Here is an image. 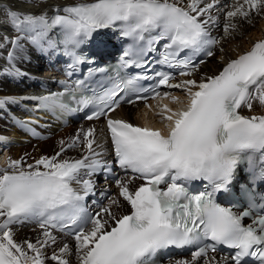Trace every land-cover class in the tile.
<instances>
[{
  "label": "snow or ice",
  "instance_id": "6c2138e0",
  "mask_svg": "<svg viewBox=\"0 0 264 264\" xmlns=\"http://www.w3.org/2000/svg\"><path fill=\"white\" fill-rule=\"evenodd\" d=\"M219 5L220 0H79L57 8L51 17L5 8L17 35L0 37V49L11 45L7 52L11 66L3 71L14 77L25 75L13 63L16 52L24 48L21 41L27 40L41 51L46 50L45 43L55 49L57 42L48 38L55 28L63 37L59 43L64 54L72 60L69 76L86 60L76 50L99 30L119 28L120 36L130 37L132 43L123 51L115 75L108 77L110 87L100 94L77 98L85 81H75V88L61 81L64 92L0 97V108L28 99L37 101L39 109L71 111L74 109L66 102L70 98L77 104L94 106L87 117L92 120L114 112L125 95L136 94L135 100H126L133 104L148 99L139 93L152 91L155 98L161 95L156 89L166 86L183 90L185 96L181 100L163 93L180 105L175 110L167 104L158 106L157 115L167 122L166 131L124 119L107 120L116 163L144 181L133 189L130 185L135 177L116 180L119 197L130 206L126 214L112 210L113 206L122 207L119 198L94 215L84 210L83 201L94 191V182L83 177H91L102 168L111 171L94 148L95 128L81 130L67 142L61 140L53 155H41L31 163L25 157H9L7 167L0 169V264H45L43 250L57 243L53 229L73 235L77 264H153L152 258L160 250L188 245L198 246L191 259L172 264H199L201 260L204 264H244L249 256L264 264V214L255 216L250 224L243 223L256 208L250 191H245L249 205L240 212L234 211L237 205L225 207L215 198L217 192L229 189L243 159L251 164L253 153H259L260 167L251 179L264 181V114H241L243 109L251 111L254 102L264 106V40L228 61L218 74L192 78L204 63H195L194 58L202 52L211 57L212 46L219 43L210 36L208 27L217 22L211 11ZM224 8L228 9L224 13V31L228 33L237 27L233 23L237 17L248 19L253 11L264 13V0H232ZM161 41L166 43L159 62L183 69L180 76L188 78L171 83L170 73H157L155 88L146 89L140 81L151 77L120 74L119 69L143 67ZM185 50L190 55L178 59ZM106 71L89 68L88 76ZM20 123L22 127L27 124ZM5 139L0 137V141ZM78 147L86 149L81 158L66 155ZM193 180L207 181L212 190L206 187L193 194L186 186ZM73 183L80 185L79 189ZM26 221H36L42 229V238L35 243L14 238L13 225ZM206 240L214 243L206 244ZM217 245L234 249V255L209 256ZM72 252L64 244L50 259L70 264L67 257Z\"/></svg>",
  "mask_w": 264,
  "mask_h": 264
},
{
  "label": "bare ground",
  "instance_id": "6f19581e",
  "mask_svg": "<svg viewBox=\"0 0 264 264\" xmlns=\"http://www.w3.org/2000/svg\"><path fill=\"white\" fill-rule=\"evenodd\" d=\"M79 2V0H0V37L4 35H8L9 37L17 35L15 30L12 28L11 24L8 21V17L6 16L5 13V8L10 9V10H17L20 12L24 13H32V14H43L46 13L49 15L51 12H56L57 8H62L65 5L72 4ZM217 8L216 10H218ZM212 14V13H211ZM258 19L257 21L259 22L260 26H264V13L257 14L256 12H252L250 17L248 19L244 18H239L237 17L235 20H233V23L237 25L235 29L229 30L228 33H225L224 31V21L225 20H219L218 24H209V30L217 35V40H224V36L229 37V40L227 42V45L225 49L221 51V55L219 56L220 59L218 61H209V58H206L204 60V63L200 65L197 73L192 77L199 79L204 76H211L218 74L220 71V64L226 59H229L233 57L234 54L239 52L240 50H243L245 46L248 45V43L251 41V37H247L250 33H254L253 31L255 30L253 25H250V23H254V19ZM255 25V24H254ZM50 35L51 40L54 41L53 35L51 32L48 33V36ZM255 35V34H252ZM108 36V32L106 30H99L97 33V38L99 39H106ZM259 36H263L264 34H259ZM234 37L233 39H230ZM246 38V39H245ZM237 45L233 46V50H231V46L233 44ZM21 43L23 44L24 48L22 51H17L16 52V59L13 62L15 64V67L20 69L25 75L20 76V77H14L11 75H7L4 73V68H7V64H10V62L7 59V52L11 49V45L6 46L4 49H0V59L3 60V62H0V97H5V96H12V97H28L32 96L29 94L28 89L32 88L35 86V83L37 82L38 78L35 76L31 75V73L38 72V68L40 65H43L45 59L43 58L44 55L41 50H39L36 46L32 45L29 43L27 40H22ZM219 44V43H218ZM215 51V50H214ZM11 65V64H10ZM188 77H181L178 76L175 80L170 81L171 83H178L182 79H186ZM164 92H168L170 96H178L181 98L180 94L184 93L183 90L180 89H170V88H165L163 90ZM143 104H141V109L143 108ZM157 110H160V108L157 106ZM155 108V109H156ZM136 110L139 109V105L135 108ZM33 110L37 113L40 111L36 108V101L34 100H17L15 103H6L3 108H0V134L6 135L7 140L8 136L12 140H16V143H13V146L16 148L18 147H26L24 149H28L29 151L27 152L28 155L34 157H40L43 155V152L41 148L45 145H51L52 149L58 150L59 148L55 147V143L59 144L61 140L67 139L74 137L77 135L76 131V126L74 124L67 125L64 127H60L59 125H52L49 136L44 139V141L39 140H33L27 138L25 135H23L21 132H19L16 128L13 127L14 121L13 119V114H18L22 115L23 113H27L28 111ZM129 110L130 108H120L117 110L113 116H122V112H127L128 115L127 117H124L128 120L131 121L134 124L141 125L142 121L137 118L134 119V121L130 120L129 117ZM153 112V111H152ZM152 112L149 113L150 120H155L153 121V124H157V122H161V117L159 115L155 116L152 114ZM243 115H258V114H264V106H261L258 104V102H254V107L251 111L247 109H243L241 112ZM89 128H95L96 129V136H99L100 134L98 133L99 131H102L103 129H99L98 121L93 122L92 126ZM87 128V129H89ZM87 129H84L86 131ZM50 138V139H49ZM48 139V140H47ZM27 140V141H26ZM5 140L0 141V147L3 145L2 143H6ZM25 142V143H24ZM28 142H37L39 144V150L34 149L32 150V147L29 145ZM45 142V143H44ZM24 143V144H22ZM57 144V146H58ZM2 149V148H1ZM0 149V150H1ZM55 150V152H56ZM50 153H53V150L50 151ZM66 155L68 157H73L76 158L77 156H80L81 154L76 148H73L71 150H68ZM30 156V157H31ZM20 157H16L15 159H19ZM8 161V156L6 159V164ZM4 162L3 159V154H0V163ZM137 181L136 178L133 180L131 185H134V182ZM131 187V186H130ZM120 202L122 207L116 208L113 206L112 210L117 212L123 208L126 207L125 201L120 198ZM110 205V202L106 204V206ZM101 208L97 210V212L100 211ZM13 232H14V238L17 240V242H22L25 240H30L33 243L36 242L38 237H41L42 229L38 228L34 224H29L27 222L20 223L13 225ZM53 234L62 240H65L67 238L66 235L53 232ZM42 238V237H41ZM58 239V240H59ZM65 244H68L69 247L73 250L72 254L69 255L67 258L70 260V264H74L76 262V257L74 255L75 251V244L74 242L70 241L68 243L65 242ZM64 245V244H63ZM62 245V246H63ZM53 247V245H52ZM51 248V247H50ZM32 253L29 252V255ZM175 260H168L166 264H172ZM52 264V263H50Z\"/></svg>",
  "mask_w": 264,
  "mask_h": 264
},
{
  "label": "rangeland",
  "instance_id": "374dc122",
  "mask_svg": "<svg viewBox=\"0 0 264 264\" xmlns=\"http://www.w3.org/2000/svg\"><path fill=\"white\" fill-rule=\"evenodd\" d=\"M226 10H228V9H226ZM225 10V11H226ZM225 11H223V12H221V13H225ZM219 20H225V17L224 16H222V19H219ZM258 19L256 18V19H254V23L252 22V23H250V25H253L252 27H254L255 28V30L253 31L254 33H250L247 37H251L252 39H254V38H259L260 36H259V34L261 35V34H264L263 32H264V26H260L259 25V22L257 21ZM225 22V21H224ZM255 24V25H254ZM252 34H255V35H252ZM234 37H232V38H230V39H233ZM246 39V38H245ZM228 40H229V37L227 38V37H225V39H224V42L222 43V45H221V47H218L217 49H216V51H214V53H213V55H212V57L209 59V61H211V62H213V61H218V59L220 58L219 56L222 54L221 53V51L223 50V49H225V47H226V45H227V42H228ZM238 44V42L236 43V44H233L232 46H231V50H233L234 48H233V46L234 45H237ZM223 48V49H222ZM244 48H246V47H244ZM0 62H3V60L2 59H0ZM6 65H7V67H9V66H11L10 64H7L6 63ZM50 139V138H49ZM48 140V139H47ZM41 141H43V140H41ZM64 141H66L67 142V139H65ZM98 142H100V144H102V140L101 141H98ZM29 143V145L32 147V150H33V148L34 149H38L39 150V144H37V142L36 143H34V142H28ZM33 143V144H32ZM45 143V142H44ZM95 143H96V141H95ZM58 144V143H57ZM57 144L55 143V147L56 148H59L60 147V144H58V146H57ZM24 148H26V147H24ZM24 148H22L21 150H19V151H16V149L15 150H13V149H11V146L10 147H8V153L10 154V156L11 155H20L21 157H25V160L28 162V161H31V162H33L34 161V159H38L39 157H32L31 155V157L28 155V149H24ZM41 150H42V152H43V155H48V156H50V155H53L54 153H55V148L54 149H52V147H51V145H45V146H43L42 148H41ZM51 150H53V153H50V151ZM59 150V149H58ZM58 150H56V151H58ZM82 151V153H81V156H83L84 154H86V151H84V150H81ZM27 154V155H26ZM17 156H15L13 159H15ZM31 162H28V163H31ZM113 198H115V196L113 197ZM113 198H111L110 200H112ZM118 198V197H117ZM120 199V198H119ZM59 238H57V243L55 244V245H53V247L52 246H50V247H47V248H45L43 251H44V254H45V257H47V259H46V261H45V263L46 264H50V263H52V264H56V262L55 261H52L51 259H50V257H49V254H52L53 253V251H58V249L60 248V247H62V245L63 244H65V242H62V239H59ZM66 243H68V242H66ZM75 244V243H74ZM48 252V253H47ZM47 253V254H46ZM74 255H75V251H74ZM76 257V256H75Z\"/></svg>",
  "mask_w": 264,
  "mask_h": 264
}]
</instances>
